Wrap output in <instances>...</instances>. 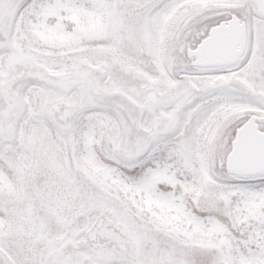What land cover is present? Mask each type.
I'll return each mask as SVG.
<instances>
[{
	"label": "snow or ice",
	"instance_id": "snow-or-ice-1",
	"mask_svg": "<svg viewBox=\"0 0 264 264\" xmlns=\"http://www.w3.org/2000/svg\"><path fill=\"white\" fill-rule=\"evenodd\" d=\"M0 264H264V0H0Z\"/></svg>",
	"mask_w": 264,
	"mask_h": 264
}]
</instances>
